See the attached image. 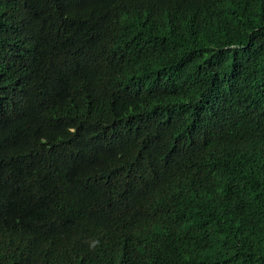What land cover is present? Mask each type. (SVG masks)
Listing matches in <instances>:
<instances>
[{
    "label": "trees",
    "instance_id": "trees-1",
    "mask_svg": "<svg viewBox=\"0 0 264 264\" xmlns=\"http://www.w3.org/2000/svg\"><path fill=\"white\" fill-rule=\"evenodd\" d=\"M0 264H264V0H0Z\"/></svg>",
    "mask_w": 264,
    "mask_h": 264
}]
</instances>
